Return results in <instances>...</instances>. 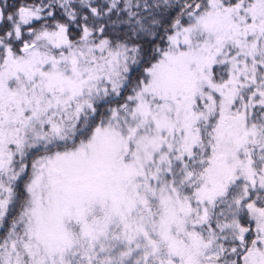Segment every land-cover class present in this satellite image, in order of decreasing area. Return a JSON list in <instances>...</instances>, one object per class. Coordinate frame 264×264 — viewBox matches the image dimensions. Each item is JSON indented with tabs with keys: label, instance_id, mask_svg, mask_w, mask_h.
Instances as JSON below:
<instances>
[{
	"label": "snow or ice",
	"instance_id": "1",
	"mask_svg": "<svg viewBox=\"0 0 264 264\" xmlns=\"http://www.w3.org/2000/svg\"><path fill=\"white\" fill-rule=\"evenodd\" d=\"M0 264H264V0H0Z\"/></svg>",
	"mask_w": 264,
	"mask_h": 264
}]
</instances>
